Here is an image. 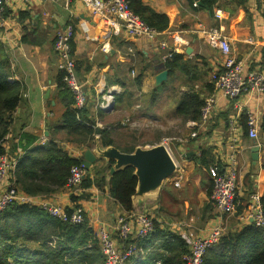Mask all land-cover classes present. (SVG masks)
Masks as SVG:
<instances>
[{"label":"crops","instance_id":"1","mask_svg":"<svg viewBox=\"0 0 264 264\" xmlns=\"http://www.w3.org/2000/svg\"><path fill=\"white\" fill-rule=\"evenodd\" d=\"M138 1L148 10L145 16L153 13L167 18L165 32L171 35L166 40V51L176 45L174 37L182 40L177 53L182 56L181 66L168 76L166 86L165 82L162 83L161 91L155 86V76L160 66L164 70L161 58L166 51L159 48L158 41L130 38L123 32L114 35L77 2L67 8L64 0H31L27 3L16 0L6 5L0 22V61L8 65V81L17 83L21 93L8 141V151L15 162L10 179L18 167L27 166L31 158L51 141L59 143L75 159L82 160L88 150L69 142L60 121L67 101L58 88L60 72L53 44L57 32L63 31L67 25L74 30L75 73L86 97L85 121L89 127L110 131L114 143V146L102 147L96 137L93 149L89 150L97 154L110 149L124 153L122 151L130 147L134 150L141 147L136 144L137 137L125 143L123 135H117L135 127L134 123L142 125V140L145 139L142 147L162 145L165 138L160 131V123L167 120L168 116L164 113L169 112V119L180 122L188 132L186 140L176 141L178 169L156 187L142 191L134 198L131 213L142 210V214L152 217L155 227L152 235L139 242L142 244V256L133 258L130 264L140 261L152 264L150 261L154 254L161 252L163 236L176 235L186 243L185 235L192 238L194 231H198L193 230V226L197 224L203 229L206 225L210 226L217 216L210 200V171L215 165L222 167L224 164L227 150L225 131L228 118L233 116L234 111L233 102L220 95L214 86L223 72L222 56L200 32L221 28L230 40L231 52L236 60L242 62L246 70L264 72V0H214L211 9L201 4V0ZM217 8L228 13L229 17L222 22L216 21L213 9ZM249 39L257 45L246 43ZM106 42L109 49L103 52L102 45ZM140 76L137 86L135 81ZM109 91L113 102L109 110H100L98 103ZM188 93H197L204 101L213 96L215 104L210 122L191 126L190 121L184 122L175 114L179 100ZM141 95L142 105L138 100ZM162 97L165 100L162 101ZM137 100L140 108H137ZM237 102L244 105V110L258 114L260 129L257 140H250L243 134L240 137L236 200L243 207L249 196L257 193L264 208V97H241ZM152 130L157 132L150 133ZM152 133L155 135L150 136ZM191 134L195 137L191 138ZM23 135L37 138L26 150L21 149ZM123 143L126 145L121 147ZM254 146L259 147L256 165L251 158ZM208 149L214 165L206 169L196 159L202 150ZM102 161L107 162L106 159ZM176 181L178 186L174 184ZM82 194H85L84 198L76 205L80 206L94 231L102 226L112 229L117 218L126 214L106 189L100 191L95 187L88 190L79 187L71 192L64 189L36 199L66 209L74 206L70 202L71 195L80 197ZM238 215L237 210L229 217L219 215L225 220V226L230 222L228 232H237L244 227L238 221ZM181 224L185 226L181 228Z\"/></svg>","mask_w":264,"mask_h":264},{"label":"trees","instance_id":"2","mask_svg":"<svg viewBox=\"0 0 264 264\" xmlns=\"http://www.w3.org/2000/svg\"><path fill=\"white\" fill-rule=\"evenodd\" d=\"M127 1L132 13L148 27L158 32L167 30L166 17L153 13L145 16L148 10L140 1ZM213 2L214 0H201V4L207 5L210 9ZM181 63L182 56L174 54L163 67L170 76L178 66H181ZM7 70L8 65L0 61V144L11 133L13 118L21 101L20 88L17 83L8 81L10 72ZM140 79L141 76L136 78L137 86ZM58 88L61 89V94L67 101L60 121L69 137V142L89 150L93 149V141L98 137L102 147L114 146L110 131L89 127L90 125L85 121L84 108L73 107V95L63 83L61 73ZM204 104L205 101L199 94H185L179 100L175 114L184 122L198 124ZM239 124L243 136H246L244 114L240 117ZM262 130H264V116ZM36 139L33 136L23 135L24 145L21 149L26 150ZM133 151L134 147H130L122 152L132 153ZM4 154H6L5 149L0 147V156ZM212 159L208 149L202 150L196 161L207 169L214 165ZM80 165H83L81 159L71 157L59 143L51 141L43 151L31 158L27 166L18 167L11 181L24 195L32 198L48 197L64 190L70 169ZM113 165V161L97 162L91 170L87 171L80 187L83 190L92 187L100 191L106 189L108 195L125 213H131L134 210L133 198L137 191V177L131 167L122 168L110 176L109 171ZM212 168L221 170V167L216 165ZM84 196L85 194L80 197L71 195L70 202L74 206L64 209L68 216L76 209H80L76 203ZM236 204V210L240 215L245 205L243 207L238 205L237 200ZM139 242L142 241H136V245L141 248L142 244ZM160 248L161 252L152 257L150 261L152 264L156 262L185 264L182 259L190 251L184 240L176 235L163 236ZM0 264H103V255L84 213L82 223L72 224L49 215L47 211L37 206L12 205L0 213ZM136 264H142V261ZM203 264H264V229L249 224L237 232H226L218 244L208 250Z\"/></svg>","mask_w":264,"mask_h":264},{"label":"built area","instance_id":"3","mask_svg":"<svg viewBox=\"0 0 264 264\" xmlns=\"http://www.w3.org/2000/svg\"><path fill=\"white\" fill-rule=\"evenodd\" d=\"M16 0H0V22L6 5ZM27 3L31 0H18ZM66 8L73 2L80 3L84 9L88 10L91 17L98 22L103 23L114 35L123 32L130 38H144L149 41H158V46L162 51L168 49L167 37L169 32H158L148 27L137 15L133 14L127 0H64ZM229 17L228 13L221 9H213V18L222 22ZM74 30L71 25H67L63 31L57 32L53 44L54 52L58 58L57 68L62 74V81L70 90L74 98L73 107L83 109L86 102L83 86L78 82L75 73V60L73 56L72 42ZM200 34L216 49L222 56L223 72L215 81V90L225 99L232 101L233 116L228 118L227 129L225 131L226 154L224 164L220 171L211 169V195L210 200L214 209L220 216L229 217L236 211V196L238 183V154L240 148V137L242 136L240 117L244 114L246 119L247 133L246 137L250 140H257L260 129V117L258 114L244 110V105L237 101L241 97L259 99L264 97V72L246 70L242 62L237 61L232 55L230 40L224 34L221 28L203 29ZM175 46L164 52L162 62L165 63L179 52V45L182 40L174 37ZM246 43L257 45L253 39ZM109 49L108 43L102 45L103 52ZM132 76L134 73L132 72ZM10 81V80H9ZM11 82V81H10ZM110 91L103 95L102 101L98 103L100 110L106 111L110 108L113 97ZM215 100L213 96L205 100L201 109V119L198 124L210 122ZM140 108V104L137 105ZM129 123V122H128ZM133 126L135 125L132 124ZM191 126L197 124L190 122ZM191 138L195 137L191 134ZM9 137H5L0 147L5 149L6 154L0 156V213L12 205L37 206L47 211L49 215L60 219L63 222L80 224L83 222L82 209H76L70 216L67 215L64 208L52 206L44 201H37L22 194L17 190L13 181L9 178L10 172L15 168V162L8 151ZM166 147L168 154H171L168 143H161ZM174 162V161H173ZM176 170L178 163L174 162ZM87 175L83 165L74 166L70 169L66 181L65 189L73 191L78 189L81 182ZM175 186L179 183L174 182ZM238 221L242 225L253 224L256 228L264 229V208L260 195L253 193L249 196L245 209L238 215ZM154 231V222L148 214L126 213L120 215L114 223L112 229L99 227L95 231L100 250L103 255V264H127L131 259L142 256V249L134 244H125L130 240L143 241L152 235ZM220 225H215L209 229V233L202 240H189L184 237L189 247V254L183 257L185 264H203V259L215 245L218 244L223 235ZM135 241V242H136ZM139 249V250H138ZM160 264V263H156Z\"/></svg>","mask_w":264,"mask_h":264},{"label":"water","instance_id":"4","mask_svg":"<svg viewBox=\"0 0 264 264\" xmlns=\"http://www.w3.org/2000/svg\"><path fill=\"white\" fill-rule=\"evenodd\" d=\"M158 69L159 72L155 76L156 87H160L162 83L166 82L169 76L167 70H162V66ZM258 152L259 147L254 146L251 155L253 165H256V162L258 161ZM101 159H106L107 162H114L113 167L109 171L110 176L115 171L125 167H131L134 169L138 180L137 191L134 198H136L137 195L142 194V191H147L156 187L176 171L175 164L165 146L160 144L151 148H136L129 154L121 153L115 149H110L105 153L99 154L87 150L84 152L82 163L85 170L89 171L90 167Z\"/></svg>","mask_w":264,"mask_h":264},{"label":"rangeland","instance_id":"5","mask_svg":"<svg viewBox=\"0 0 264 264\" xmlns=\"http://www.w3.org/2000/svg\"><path fill=\"white\" fill-rule=\"evenodd\" d=\"M165 86L167 85V83L165 82V84H164ZM162 87V86H161ZM161 87L159 88L160 89V91L162 90L161 89ZM159 91V90H158ZM138 100H140V104L142 105V95L140 96V99H138ZM137 100V104H138V101ZM162 101L163 100H165V98L164 97H162V99H161ZM162 101L160 102L161 104H162ZM156 111V110H155ZM157 112V111H156ZM170 113V112H169ZM166 114V113H164V115L167 117V120L166 121H164L163 123H160V127H161V130L160 131H162V133L164 134V141L163 142H165V140H166V142L168 143V145H167V147L169 148V151H170V153L171 154H169L170 155V157L172 158V160L176 163H178V160H179V158H177L178 156H179V154H177L176 152V148H177V145H176V141H178V140H186V137H187V134H188V132L186 133L185 132V129H184V127H182L181 126V123L180 122H178L177 123V121H174L175 119H173V120H171V119H169L170 118V115H171V113L170 114ZM134 121V120H133ZM135 127H133V128H131L130 130H126L124 133H118L117 135H123V141L126 143V142H129V141H131L133 138H135V137H137V143L136 144H140L139 146H141V147H138V148H151V146L152 145H150V146H146V147H142V141H145V139H143L142 140V125L140 124V123H136L135 125H134ZM151 132H157L156 130H152V131H150V133ZM146 133V132H145ZM189 133H191V132H189ZM155 135V133H152L150 136H154ZM8 137H9V140H10V135H8ZM118 137H120V136H118ZM120 137V138H121ZM147 139H149V138H147ZM163 140V139H162ZM119 143H120V140H119ZM125 143H123L122 145L120 144V146L121 147H124L126 144ZM132 143H134L133 141H132ZM176 151V152H175ZM178 182V181H177ZM246 203V202H245ZM60 207V206H59ZM84 213V212H83ZM136 214H142V210H140L139 212H135ZM215 213H216V220H215V217H214V219H213V221L211 222V225L209 226V225H206L203 229H201V228H199L198 227V225L196 224L195 225V227L193 226V225H191L190 227H192L193 226V230H198V231H194L195 233H194V235L195 236H193L192 238H190V237H187L184 233V235H185V237L187 238V239H189V240H202V239H204V236H206L208 233H209V229H211V228H213L215 225H220L221 227H222V230H223V235L226 233V232H228V228L230 227V222L229 223H226V226L224 225V223H225V220L224 219H220L221 217L217 214V212L215 211ZM143 214H145V213H143ZM219 219H220V221H219ZM182 226H181V228L182 227H184L185 226V224H181ZM189 227V228H190ZM226 227V228H225ZM180 228V227H179ZM233 228H234V226H233ZM94 231V230H93ZM185 231V230H184ZM94 233H95V231H94ZM222 235V236H223ZM134 241L133 240H130L129 242H128V244H134V245H136V242L135 243H133ZM139 250V249H138Z\"/></svg>","mask_w":264,"mask_h":264}]
</instances>
